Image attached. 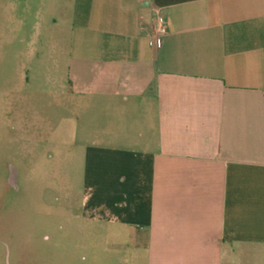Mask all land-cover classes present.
<instances>
[{
	"label": "crops",
	"instance_id": "obj_1",
	"mask_svg": "<svg viewBox=\"0 0 264 264\" xmlns=\"http://www.w3.org/2000/svg\"><path fill=\"white\" fill-rule=\"evenodd\" d=\"M68 1L73 85L126 121L86 147L84 216L147 230L148 264H264V0Z\"/></svg>",
	"mask_w": 264,
	"mask_h": 264
},
{
	"label": "rangeland",
	"instance_id": "obj_2",
	"mask_svg": "<svg viewBox=\"0 0 264 264\" xmlns=\"http://www.w3.org/2000/svg\"><path fill=\"white\" fill-rule=\"evenodd\" d=\"M72 7L0 0V264H148L147 230L83 214L86 147L126 121L73 85Z\"/></svg>",
	"mask_w": 264,
	"mask_h": 264
},
{
	"label": "built area",
	"instance_id": "obj_3",
	"mask_svg": "<svg viewBox=\"0 0 264 264\" xmlns=\"http://www.w3.org/2000/svg\"><path fill=\"white\" fill-rule=\"evenodd\" d=\"M165 16L157 11L150 26V43L156 49H161L164 44V37L166 34Z\"/></svg>",
	"mask_w": 264,
	"mask_h": 264
},
{
	"label": "water",
	"instance_id": "obj_4",
	"mask_svg": "<svg viewBox=\"0 0 264 264\" xmlns=\"http://www.w3.org/2000/svg\"><path fill=\"white\" fill-rule=\"evenodd\" d=\"M12 181H13V183H14V179H15V170L14 169H12Z\"/></svg>",
	"mask_w": 264,
	"mask_h": 264
}]
</instances>
